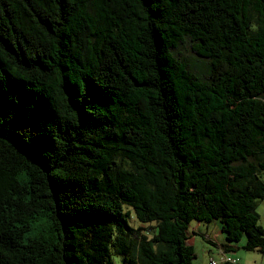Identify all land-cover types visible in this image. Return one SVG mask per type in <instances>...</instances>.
<instances>
[{
  "label": "trees",
  "instance_id": "16d2710c",
  "mask_svg": "<svg viewBox=\"0 0 264 264\" xmlns=\"http://www.w3.org/2000/svg\"><path fill=\"white\" fill-rule=\"evenodd\" d=\"M257 201L264 0H0V264H240Z\"/></svg>",
  "mask_w": 264,
  "mask_h": 264
},
{
  "label": "rangeland",
  "instance_id": "374dc122",
  "mask_svg": "<svg viewBox=\"0 0 264 264\" xmlns=\"http://www.w3.org/2000/svg\"><path fill=\"white\" fill-rule=\"evenodd\" d=\"M183 53L188 58H193V60H198L199 58L191 51L190 47L187 46L183 49ZM256 211L259 214L260 217V225L264 228V201H257L256 202ZM132 222L136 224L135 219H132ZM198 224V222L193 221L190 224L189 233L191 234L192 226ZM213 230V236L214 233L217 231V225L219 228V235L221 234L222 239H224L225 242L227 241L226 235L222 232L220 228V224L218 222H212V224H209ZM191 241H193V246L195 250L196 258L194 259L195 264H207V262L212 259L215 260L218 264L221 262V256L219 252V246L213 245L209 242H207L202 236L200 235H194L193 238L191 236ZM246 243V238H243L241 242L237 244H233L237 246V250L235 253H232L233 255L237 256V258L242 259V262L245 264H259L264 259V254L256 252V251H247L243 248V246ZM211 250V251H209Z\"/></svg>",
  "mask_w": 264,
  "mask_h": 264
},
{
  "label": "crops",
  "instance_id": "0c3cea01",
  "mask_svg": "<svg viewBox=\"0 0 264 264\" xmlns=\"http://www.w3.org/2000/svg\"><path fill=\"white\" fill-rule=\"evenodd\" d=\"M218 226L219 225H217V231L214 233V236H213V230H212L211 226L210 225H205L203 223H198L196 225H193L192 226V231H193L194 235H200L206 241H209L210 240L211 242H213L214 244L218 245L221 248V246L226 245V242L224 241V239H222L223 237H221V234L219 235V233H218V231H219ZM191 244L193 245V241H191ZM209 251H211V250H209ZM221 251L222 250L219 249L220 256H221V260H222L223 254H222ZM262 254H264V253H262ZM225 258L232 259V260H236L240 264H245L244 262H242V259L237 258V256H235V255H233L231 253L228 254V257H225ZM210 261H211V259L207 262V264H210ZM259 264H264V259Z\"/></svg>",
  "mask_w": 264,
  "mask_h": 264
},
{
  "label": "built area",
  "instance_id": "2783aa9c",
  "mask_svg": "<svg viewBox=\"0 0 264 264\" xmlns=\"http://www.w3.org/2000/svg\"><path fill=\"white\" fill-rule=\"evenodd\" d=\"M212 264H216V262L212 261Z\"/></svg>",
  "mask_w": 264,
  "mask_h": 264
}]
</instances>
